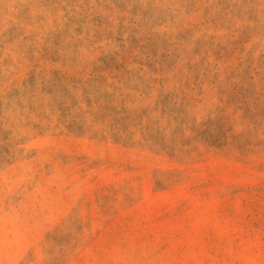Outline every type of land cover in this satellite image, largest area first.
<instances>
[{
    "label": "rangeland",
    "instance_id": "rangeland-1",
    "mask_svg": "<svg viewBox=\"0 0 264 264\" xmlns=\"http://www.w3.org/2000/svg\"><path fill=\"white\" fill-rule=\"evenodd\" d=\"M0 264H264V0H0Z\"/></svg>",
    "mask_w": 264,
    "mask_h": 264
}]
</instances>
